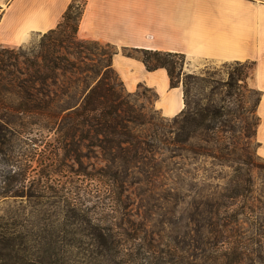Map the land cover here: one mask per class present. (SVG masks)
<instances>
[{"label": "rangeland", "instance_id": "obj_1", "mask_svg": "<svg viewBox=\"0 0 264 264\" xmlns=\"http://www.w3.org/2000/svg\"><path fill=\"white\" fill-rule=\"evenodd\" d=\"M74 1L76 14L85 0ZM41 35L19 46L0 45L4 69L25 78ZM76 36L68 28L51 38L71 51L73 39L83 41ZM84 41L93 44L87 46L91 54L78 55L85 63L115 51ZM254 69L183 61L188 113L206 107L226 113L218 125L225 140L193 123L182 128V117L164 118L151 90L139 87L128 95L119 78L115 90L124 104L119 113L138 117L125 125L133 136L129 144L108 148L103 134L96 139L86 123L63 119L71 109L59 112L52 128L21 127L11 116V127L0 131V245L7 264H218L220 238L208 216L224 205L233 215L232 240L246 249L237 264H264V158L254 137L260 97ZM8 77L0 71V80ZM93 77L88 72L75 81L59 77L62 105L70 100L78 106L95 84ZM135 244L149 246L152 256L135 259Z\"/></svg>", "mask_w": 264, "mask_h": 264}, {"label": "crops", "instance_id": "obj_2", "mask_svg": "<svg viewBox=\"0 0 264 264\" xmlns=\"http://www.w3.org/2000/svg\"><path fill=\"white\" fill-rule=\"evenodd\" d=\"M71 0H0V45L19 46L56 28ZM77 37L115 50L112 68L127 93L146 87L164 118L184 108L181 87L163 69L147 72L132 49L182 54L195 63L254 62L260 94L255 134L264 158V0H87Z\"/></svg>", "mask_w": 264, "mask_h": 264}, {"label": "trees", "instance_id": "obj_3", "mask_svg": "<svg viewBox=\"0 0 264 264\" xmlns=\"http://www.w3.org/2000/svg\"><path fill=\"white\" fill-rule=\"evenodd\" d=\"M85 4L86 0L84 1L82 9L74 14L75 8H79L78 5H75V1L71 0L56 28L41 35V43H39L36 51L32 53V58L29 59L25 78L21 79L20 77L13 76L11 71L4 69L8 65L3 60L0 61L3 67L0 71L7 72L9 76L7 80L4 78L0 80V131L11 127V116L19 121L18 126L21 127L42 124L45 128H52L58 122L59 112L71 109L66 112L63 119L72 123L75 122L77 125L86 123L92 128L97 137L96 139H98V135L103 134L108 148L109 145L112 146L113 144L114 146L129 144L133 136H131L125 125L126 123H135L138 117L132 115L133 111H124L123 114L119 113L121 111L120 108L124 104L120 101L121 96L115 90V81L119 78L112 68V58L116 54L115 51L102 53L99 55L102 57L101 59L98 58L92 63H85L83 60H79L80 57L78 55L79 53L85 55V52L91 54V51L87 47L93 45L91 42L73 39L76 42L72 45L71 51H76L71 53L70 50L68 51L63 47L61 39L51 38L57 32H64V29L68 28L76 36L78 23ZM73 21L75 24L70 25ZM44 39H48L50 45L48 43L46 45L42 44ZM106 46L111 47L108 44ZM58 48L64 50L65 55L73 57L75 61H70L64 55H60ZM125 52L128 57L133 56L130 52L140 53L142 57L138 59L144 65L147 72H153L158 69L165 70L170 88L183 87L184 108L173 118L177 119L182 117V128L193 123L207 133L217 134L220 140L226 139L221 134L223 129L218 127L221 123V118L226 113L223 114L218 109L211 107L197 109L193 113H188L189 104L187 102V91L183 80H186L189 76L180 80V76L183 74L182 65L184 61L182 54L141 49H132ZM84 58L92 61L89 57ZM244 64H250L253 68L255 67L254 62H246ZM87 72L94 76L92 79L95 84L85 94L82 102L78 106L76 104L71 106L69 104L70 100H68L64 102L66 106L64 104L62 105L63 95L59 94L60 85H57L58 78L60 77L66 80L73 79L75 81L78 80L76 75ZM239 74H237V80L240 78ZM227 86L230 89V84ZM49 87H55V90L52 91ZM46 93L49 94L47 95ZM50 94H53V96L50 97ZM42 96L43 98H41ZM44 98H47V101ZM221 126L223 127L224 125L222 124ZM101 143L104 144V141ZM225 191H228V185ZM5 193L6 191L2 194ZM212 215L217 218L215 217L214 219ZM232 216V213L229 212V208L226 205L222 207L220 212L219 210L213 213L210 212L208 216L209 221L214 220L211 225L214 224V232L220 238V241H216L219 242L218 248H215L219 259L218 264H237L240 256L246 252V249L242 245L240 246L236 241L232 240V233L228 228L230 223L229 219ZM218 218L219 220H216ZM222 238L225 241L221 240ZM111 242L112 244H116V247L120 245L117 241L111 240ZM133 250L136 251L134 254L135 259H141L143 262L152 256L148 253L150 247L145 246V244H135L133 245ZM6 256L5 248L0 245V264H7ZM152 258L154 263L157 261L160 262V259L156 257Z\"/></svg>", "mask_w": 264, "mask_h": 264}]
</instances>
